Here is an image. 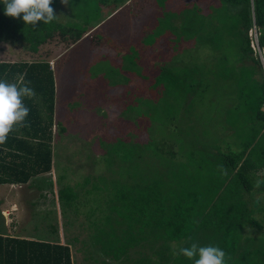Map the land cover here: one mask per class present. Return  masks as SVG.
Masks as SVG:
<instances>
[{"label": "rangeland", "instance_id": "374dc122", "mask_svg": "<svg viewBox=\"0 0 264 264\" xmlns=\"http://www.w3.org/2000/svg\"><path fill=\"white\" fill-rule=\"evenodd\" d=\"M100 1L70 0L68 7L59 0L58 9L54 11L58 19L74 20L79 25L82 21L97 17L90 24L96 25L102 16L101 9L105 7L102 5L99 9ZM222 6L224 9H219L220 13L210 15L214 11L213 7ZM111 8H117V11L104 23L101 31L98 28L93 30L100 33L95 34L93 44L91 38L76 42L64 39L56 32L54 38L40 42L48 50L45 54L49 56L48 60L54 71V124H61L64 129L59 128L57 131L56 125L52 127L53 165L47 174L33 177L27 184L0 185V211L11 209L12 204L16 207V211L11 209L10 218L7 215L5 218L0 213V232H4L3 234L14 236L15 233L22 232L32 238H56L52 231L56 223L65 220V211L69 207L68 214H71L74 223L63 228L60 227L62 223L59 224L57 234L60 242L77 235L74 238L77 240V247L83 246L85 240L90 241L89 237L98 245L97 242L104 240L101 237L103 230L90 223L85 224L88 226L85 229L77 230L75 226L77 228L84 219L83 209L86 204L92 201L91 206L96 205L94 201L100 190L92 172L94 169L106 171L103 163L111 157L112 147L121 154L123 147L131 141L135 144L139 142L144 144V155L147 156L148 151L149 157L158 158L163 155L165 159L173 156L172 147L176 143L175 147L178 149L179 142L180 147L174 159L185 160L186 166H193L194 169L198 162L207 161L217 143L229 144L233 151L238 150L240 127L247 129L260 122L254 119V112L251 110L255 109V102L247 99L249 94L246 96L243 92L250 93L251 82L246 85V76L255 71L254 79L260 80L264 75V66L255 53L258 62L248 58L245 59L248 61L239 59L242 50L239 39L234 35H241V32L232 29V12L235 13V8L222 4L219 0H170L168 4L165 0H130ZM169 11L173 14H165ZM178 14L189 15L184 17L186 19H198L199 22L193 25L197 24L194 27L203 32L202 35H197L200 41L208 37L211 30L217 29L221 35L214 43L196 39L197 42L192 41L186 46L184 43L179 47L175 45L177 39H174V44L172 42L170 25L178 23L180 19L175 26L181 31L184 25L189 23L191 26L194 21L183 20ZM147 25L148 32L153 26L159 35L151 44V39L146 40V49L140 52L142 58L138 60L136 48L132 50L131 44L141 45L144 26ZM251 31H254V27L248 33ZM98 40L100 44L97 43ZM216 43L218 50L213 48ZM17 50L22 58L24 53L21 48L18 47ZM38 51L42 50L39 48ZM163 64L178 73L188 72V75L196 76L195 79L200 78L201 81L193 86V90L188 91L187 98L184 95L179 102L171 96L172 102H165L157 92L154 110L147 115L148 99L139 102L137 97H154L149 90L154 87L155 76ZM130 66H136V72L128 70ZM164 104H167V113L161 112ZM252 116L255 121L249 123ZM235 128L240 131L232 133ZM159 142L163 143V148L154 154ZM214 165L215 163L212 167ZM196 171L193 170L194 176ZM204 181L209 183L217 181V178L208 176V181ZM61 188L70 189V193L74 195L63 199L58 193ZM255 198L264 203L263 191L255 192ZM102 199L97 200L100 203ZM105 199L102 207L110 212L114 207ZM95 212L100 213L99 210ZM113 212V215L117 213L116 210ZM92 214V210H88L85 215ZM255 214L262 217V212ZM9 222L10 226H7ZM176 244L173 243L174 246ZM139 247L145 250L139 260L150 257L147 264H156L162 259L159 240L147 246L139 244ZM84 249L74 253L79 255ZM152 254L156 256L153 257Z\"/></svg>", "mask_w": 264, "mask_h": 264}, {"label": "trees", "instance_id": "16d2710c", "mask_svg": "<svg viewBox=\"0 0 264 264\" xmlns=\"http://www.w3.org/2000/svg\"><path fill=\"white\" fill-rule=\"evenodd\" d=\"M128 1L101 0L99 9L102 5L120 6ZM169 1L165 0L167 4ZM219 1L236 9L235 13L232 12V29L241 32V35H234L239 39L242 50L239 59L248 61L245 60L248 58L258 62L254 55L256 52L250 46L248 32L254 27L258 32V45L264 48V0ZM58 3L59 0H52L51 7L57 10ZM4 9L3 0H0V52L8 54L0 58V80L16 82L22 77L25 82H30L29 86L35 91L32 99H24L25 105L30 109L28 126H16L7 142L0 144V185H20L27 184L31 178L47 174L52 169V127L56 125L57 131L64 129L61 124H54V71L49 63V56L45 54L48 50L40 42L54 38L55 32L64 39L77 41L97 17L82 21L81 25L74 20L63 21L57 18L52 23L38 21L33 26L25 24L22 14L20 18H13L5 15ZM213 9L210 15L220 13L219 9L224 8ZM194 12L197 16L195 10ZM167 13L173 14L170 11L165 12ZM178 15L183 20L194 21L191 26L189 23L184 25L181 31L175 26L180 19L178 23L170 25L172 42L174 44V39H177L178 43L175 42V45L180 47L184 43L186 46L187 43L195 42L197 35H202L203 32L194 27L197 24L193 25L199 22L196 17L186 19L184 17L189 15ZM147 27L148 25L144 26L145 32L141 39L144 47L147 39H151V44L159 35L155 27L152 26L150 32ZM190 28L193 32L189 31ZM216 30L209 31V36L203 41H197L216 42L221 35ZM18 47L24 54L33 52L39 58L20 60ZM139 47L131 45L132 50ZM217 47V43L213 45L218 50ZM39 48L42 51H38ZM174 48L178 51L177 47ZM135 67L132 68L133 71ZM231 73L232 71L229 75ZM254 76L255 71L246 76V85L251 82L250 93H243L246 96L249 94L247 99L255 102V109L251 110L254 112V119L260 122L247 129L240 127L238 150L233 151L229 144L217 143L207 161L194 165V169L198 171L194 176L193 166H186L185 160L174 159L180 147L179 142L178 149L175 147L176 143L172 147L173 156L165 159L163 155L158 158L149 157L148 151L147 156L144 155V144H135L131 140L130 144L123 147L121 154L112 147L111 157L103 163L106 171L94 169L92 172L100 190L97 192V199H103L100 203L96 199L94 206H91L92 201L89 200L90 203L83 209V224L80 223L77 228L75 226L78 230L88 228L85 225L87 223L95 225L104 231L101 235L104 240L96 245V241L88 236L90 241L85 240L83 246L77 247V240L74 239L77 235H74L60 243L57 234L59 224L62 223L60 227L63 228L74 223L71 214H68L70 208L64 205L68 207L65 211L66 218L56 223L52 231L56 238L25 239L0 232V264H147L151 258L139 260V256L145 252L140 249L139 244L147 246L158 240L161 243L162 259L156 264H194L183 255L173 254V247L178 252L179 248L189 247L193 242L200 246H218L226 254L225 264H264V203L255 198V192L263 191L264 194V183L259 187L255 184L258 179L264 180V112L260 110L264 101V75L260 80H255ZM195 78L196 76L188 75V72L178 73L163 64L155 76L154 87L149 90L154 97L137 99L139 102L148 99L149 109L146 113L149 115V111L151 114L154 110L153 103L156 102L158 93L165 102H172L170 96L177 98L179 102L184 95L187 98L188 91L193 90V86L201 81L200 78ZM162 107L160 111L167 113V104ZM254 119L252 116L249 123ZM238 130L235 128L233 133ZM159 143L154 154L163 148V143ZM208 176H215L217 181L208 183ZM58 193L63 199L74 195L66 188H61ZM105 198L114 207L110 212L102 207V203L106 202ZM88 210H92L91 216L85 215ZM97 210L100 211L99 214H96ZM115 210L117 213L113 215ZM258 212H262V217L255 214ZM174 242L177 243L176 246L173 245ZM82 249L81 255L74 253Z\"/></svg>", "mask_w": 264, "mask_h": 264}, {"label": "clouds", "instance_id": "9594fccd", "mask_svg": "<svg viewBox=\"0 0 264 264\" xmlns=\"http://www.w3.org/2000/svg\"><path fill=\"white\" fill-rule=\"evenodd\" d=\"M61 2L69 5L70 0H61ZM3 3L5 15L20 18L22 14L25 24L34 26L38 21L49 24L58 18L51 7L52 0H3ZM263 49L261 48V50ZM255 55L260 61L259 55L257 53ZM29 83L25 82L22 77L16 82L0 80V144L7 142L9 134L16 126H28L27 116L30 109L25 105L24 99H32L35 96V91L29 86ZM260 109L264 112L261 106ZM261 183H264V180L258 179L256 186L259 187ZM173 254L183 255L192 260L194 264H225L226 255L218 246H200L195 242L191 243L189 247L179 248L178 252L173 247Z\"/></svg>", "mask_w": 264, "mask_h": 264}, {"label": "crops", "instance_id": "0c3cea01", "mask_svg": "<svg viewBox=\"0 0 264 264\" xmlns=\"http://www.w3.org/2000/svg\"><path fill=\"white\" fill-rule=\"evenodd\" d=\"M130 1V0H129ZM108 9H110V10H108ZM117 8H115V9H112L111 8V6H107V5H105V7H103L102 9H101V12H102V16L100 17V22L97 24L96 23V25H90L89 27V29H88V31L84 34V36H82L79 40H77L76 42H80V41H82V40H86L87 38H91L92 39V44H93V42L95 41L94 40V36H96L95 34H100L99 32H96V31H93L94 29H96V28H98V29H100L99 31H101V29H103L104 28V23L109 19V18H111L112 17V15L117 11L116 10ZM143 33H144V30H143ZM97 43L98 44H100L101 42H99V40L97 41ZM7 44H10V43H7ZM97 44V45H98ZM131 45H133V44H131ZM116 48H118V45H117V47ZM145 49H146V47H144V45H142V43H141V45H140V47L139 48H137L136 49V51H137V54H136V57H137V59L139 60L140 58H142L141 57V55H140V52L141 51H145ZM35 55H33V52H30V53H27V54H24L23 55V57L21 58V57H19V59L20 60H29V61H31V60H33V59H37V58H39V56H37V54L36 53H34ZM4 56H6V54L4 55V54H1V52H0V58H3ZM137 66L139 67V63L137 64ZM135 67V66H134ZM128 70H131V71H133V69H132V67L130 66L129 68H128ZM10 80H12V78L10 79ZM9 82V81H8ZM10 82H12V81H10ZM54 117H55V111H56V109H55V107H56V95H55V103H54ZM252 109V108H251ZM261 110V109H260ZM234 118H235V115H234ZM233 133V132H232ZM3 185H11V186H13V185H17V184H3ZM14 209L13 211H16V207H15V205L14 204H12V206H11V209ZM11 209H2L1 211H0V213H1V215H3L5 218L8 216L9 218H10V216H11V213H12V211H11ZM5 215H7V216H5ZM4 218V219H5ZM6 220V219H5ZM7 226H10V222L9 223H7ZM11 228L13 229V230H15V228H14V226H11ZM14 235H18V236H20V237H23V238H25V239H32V237H30V236H25V235H23L22 234V232L21 233H15ZM59 242H60V238H59ZM61 243V242H60ZM75 253H77L78 251H74ZM82 253V252H81ZM81 253H79V255H81Z\"/></svg>", "mask_w": 264, "mask_h": 264}, {"label": "built area", "instance_id": "2783aa9c", "mask_svg": "<svg viewBox=\"0 0 264 264\" xmlns=\"http://www.w3.org/2000/svg\"><path fill=\"white\" fill-rule=\"evenodd\" d=\"M250 37H251V46L254 49V51L259 55L260 60L262 61V64L264 66V49L261 50V48L258 45V39H257V31L254 29V31L250 32ZM261 108L264 110V102L261 104Z\"/></svg>", "mask_w": 264, "mask_h": 264}]
</instances>
